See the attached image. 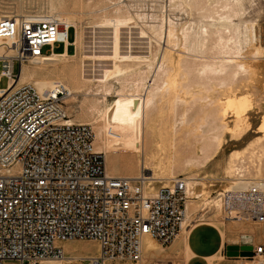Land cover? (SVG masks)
Masks as SVG:
<instances>
[{
    "label": "built area",
    "instance_id": "2783aa9c",
    "mask_svg": "<svg viewBox=\"0 0 264 264\" xmlns=\"http://www.w3.org/2000/svg\"><path fill=\"white\" fill-rule=\"evenodd\" d=\"M76 35L49 13L0 17V79L7 80L0 88V264L62 260L61 243L78 239L98 243V253L80 262L138 263L145 237L167 246L186 218L187 176L154 187L146 170L108 174L91 125L68 121L63 106L72 92L63 82L43 91L14 86L22 65L56 44L74 48ZM230 186L216 195L223 221L264 225V178ZM196 215L190 224L202 221ZM250 252L241 258L264 264V243L251 244Z\"/></svg>",
    "mask_w": 264,
    "mask_h": 264
},
{
    "label": "rangeland",
    "instance_id": "374dc122",
    "mask_svg": "<svg viewBox=\"0 0 264 264\" xmlns=\"http://www.w3.org/2000/svg\"><path fill=\"white\" fill-rule=\"evenodd\" d=\"M192 1H191V3H189L190 2L189 0H55L56 3L61 2L60 3L61 6L58 5V8H57V12L60 13V16H62V17H65V16L74 17L79 22L78 23L79 24L78 25V32L81 34L80 38L83 39V41H84V42L80 41L79 45L75 44L74 48L72 46H70L68 48V50H69L68 52L70 54H75L74 59L73 58L68 59L70 61L69 63H72V65H74V66L76 65V67L80 68L81 61H82L81 56L85 55L84 46L87 44H89L90 46L97 45L98 47L101 45H106V46L109 45L105 49L111 50V48H109V47L112 44L108 43V41H109L108 39H110V38H108V39L104 38L105 40H108L107 43H104V44L103 43L102 44L101 43H95V39L97 41H99V39H100L98 36V33L96 34V38H95L94 33L86 32L87 30L88 31L93 30L94 26L99 25L103 21V17L104 18H106V17L107 18H114V17H117L121 14L126 15L128 11L132 12L135 15L137 14V12H138V14H142V15L144 13V16H142L143 18L141 17V18H139V20L137 19L136 28L134 26L132 29L130 28V30L128 28L122 29V32H121L122 35H120V38H119V41L121 40L119 42V47H120V49L123 47V49H121L122 52H127V48H128V50H130L129 48L132 47L131 50L132 49L138 50L141 48V46L143 47L145 45L144 40H146V39L140 38L139 37L140 35L138 34V32L141 28L140 25L145 24L143 26V28H146L147 24H153L155 22H157V23L161 22L162 24L167 25V20L172 19L175 22H177V30H178L179 35H181V28H182L181 26H188V25L193 24L192 28L197 30L196 28L201 27L199 25L204 26L203 23L207 24L209 22L208 20L212 21L211 17H209V14L213 13L212 15L216 19V17H218V15H219V14H217L218 13L217 11L220 10L219 12H221L220 4L215 2L214 0L204 1V5L207 6V9H206V6H204V5L202 6L201 9H199L200 7L194 6ZM44 2H45V4H44ZM47 2H50V0H48V1L47 0H0V14L9 13V12H12L14 14H19L20 10H21V12H24L25 14H29V13H37V14L41 13L42 14L44 12L51 14L48 10L49 9V7H48L49 3L47 4ZM243 4H244L243 8L245 10L244 11L245 12L244 13V19H246L245 24L244 23L243 24L245 26L248 24L246 27L247 28L249 27V28L246 29V28H244L245 26H243V24H241V26H240L241 28H239L240 33L238 32L239 35H241V36L237 35L238 33L235 34L233 31H228L230 33H228L226 31L223 34V36H225V37L228 36L227 41L229 40L228 41L229 45H231L230 43L233 44L234 40H238V42H239L238 45L240 46V50H242L241 51L242 54L240 55V57L243 58L240 60L251 65V67H252V68H248L249 73H248V71L242 73L243 76L241 75V77L238 78L239 82H237L235 80L232 83L229 80H227L226 83H222L219 81V79L216 81L215 78H218V77H215L214 75L213 76L210 75L211 77H213L212 79L210 78V76H208V79H206L207 78L206 76L203 78H201L199 75H198L199 77L197 76V73H198L197 71L199 70V67H200L197 65H199L203 61L204 62H206V61L210 62V60L211 61L215 60V61H213V63H218L219 61H221V59H228V57H231L230 55L224 56L223 54H220L218 52V51H220V49H219L220 47H219L218 43H217V45L215 43V41H217V36H212L210 38V40L208 42L207 49L203 48L205 53L196 52L193 54L191 53L188 56V55H186L187 53L185 52L186 54L184 56L187 58V60H189L190 66L192 67V69H193V65L195 67L194 71L190 75H188L184 72H183L184 74L182 72L180 74H177L178 73V71H177L178 67H177V62H175V60L177 59L176 61H178V59H179L178 53H181V51H183L182 49H184V45L182 44L183 43L182 41L179 42V44L181 43V46L179 45V48L176 47L177 50L175 53H173V59H172V61L169 62L170 65L168 63V66H173V68H174V70H172V74L174 76L176 74L175 77H178L180 80L182 79V81L179 80V82H181V83L176 88V90L174 91L177 93H174V94H179L180 96L179 95L178 96L180 98L182 97L181 99H183L184 102H185V100L188 101V102L186 101L185 104H184V102L178 104V106L176 107V111L178 113H180V111L183 110L184 108H188L191 112H198L199 107L211 99L213 100V102L216 101V103H217V99L222 100V101H224L225 99L226 100L232 99V98L234 99L235 95L238 98V100L242 99V101L240 100L241 102H243V101L246 102L249 110H247L246 113L241 117L242 120L240 118L241 121L239 119H238V121L236 120L237 118L233 113V108L229 109V110L227 109V111H226L228 113H227L226 119L224 121L227 123V125L230 126V128H233L234 125L240 126L239 130L237 131V134L233 135L231 132L225 133L222 136L223 138H222V145H221L220 150L218 151L216 156L211 161L205 163L204 159L201 158L202 155H201L200 148H201L202 144H200L201 142L199 143V142L194 141L195 138L193 139L192 134L191 135L188 134L189 132L187 131L188 130L187 127H186L187 128L186 130H185V127H180L181 128L180 129L178 126L179 125V123H178L177 124L178 133H176L178 138L175 137L176 136L175 133L172 132L173 127H172V125H169V123L174 124L176 122V120H179V116L170 119L167 117V115H164L165 113L167 114V111H165V110L167 109L168 105L166 102H163V103L159 104V106L164 108L165 113L163 112L161 114L162 116L164 115V117H160L161 115L158 114L157 115L158 117H156L154 119V122L157 119L156 124H157V126H158V124H159V126L161 124L162 127L160 128V130L162 129V132L164 134H165V131H168L170 129V126H171V129H170V132L168 131V136L163 135L164 137L162 138V140L157 139L158 142L156 141V143H158V144H156V147H161L160 150L157 151V153L159 155L157 153H155L157 156L154 154V157L155 156L156 157L154 158L155 160H152L153 164H152V162H151L152 165L150 164V166H152V167L150 170H146L150 173L151 176H158V175H159V177L162 176L161 178L163 180L161 179V182H164V179L170 178V177L175 176V175H185L187 177L194 176V177L198 178V180H197L198 183L189 188V191H191L189 196H191V197L193 196L194 198L188 200L187 222L189 223L197 214L196 216H198L200 218V220H202V221H199L196 223L215 222V223L219 224L218 226H219L220 230H221L220 224H222L223 228L226 231L225 237L228 236L229 233L232 234V237H231L230 243H229L232 245L243 244L241 242L242 241L241 240V235H242L241 233L244 230H242L241 227L243 225L245 226L247 224L245 222H239V221L234 222V223L228 222V221H223V219H222L223 213L220 210V207L218 206L219 203L217 202L218 203L217 206L215 205L216 201L218 199V197L216 195L221 189L229 187L232 184V181H237L238 178L241 179L242 176H239V175H243L242 179L247 178L248 181L252 180V179H256V178H264V137H263L264 136V130L262 128L260 129V127L264 124V0H243ZM65 5L68 7L67 8L68 10L66 9ZM63 6L65 7L66 10L63 9L64 8ZM120 8H121V10H119ZM192 8H193V10H192ZM18 9H19V11H18ZM195 9H199V10L195 11ZM205 9H206L207 13L204 12ZM211 11H213V12H211ZM215 11H216V13H214ZM138 21H140L141 23ZM184 24H186V25H184ZM243 28H244V30H243ZM97 30H100V29H97ZM102 30L105 32L107 30L106 33L108 35L106 33L105 34L101 33V35L104 34L105 37H108L110 35L108 33V31H110L111 29H108V28L105 29L104 28ZM243 31H244V33H243ZM245 33H247L246 34L247 36L245 35ZM84 34L87 37L84 38ZM234 34H235L236 38L234 37ZM69 35L71 36V30L69 31ZM149 35L152 36V33L149 32ZM231 36H233V37H231ZM239 37H240V39H239ZM231 38H233V40ZM88 39H90L89 42L87 41ZM111 40L109 42H111ZM225 40H226V38H225ZM82 43L84 44V46ZM121 44H122V46H121ZM209 44H211V45L209 46ZM128 46H130V47H128ZM161 46H162V49H161V54H162L163 51L165 50V48L167 47V45H166V43L162 42ZM217 46H218V48H217ZM181 47H183V48H181ZM249 48H251V49H249ZM46 49H47V47H45L43 50L45 51ZM196 49L200 50L198 47H196ZM216 49H219V50H216ZM213 50H215V51H213ZM54 51H56L57 53H61V51L63 52L62 45L56 44ZM207 51L208 52L210 51V52L208 53ZM196 54H197V56H196ZM198 54L201 56H199ZM192 55H194V56H192ZM216 56H217V58H216ZM208 57H210L212 59H210ZM234 57H236V55H234ZM198 58H200V59H198ZM206 59H208L209 61ZM191 60H193L192 64H191ZM238 61H239V59H238ZM107 63L110 64V62H107ZM172 63H173V65H172ZM193 63H195V64H193ZM196 63H198V64H196ZM210 63H212V62H210ZM155 64H153L152 70L151 69L147 70L146 73L143 72V74H141L142 71L149 69L147 67H145V68L143 67V70H141L139 72L135 71L134 74L131 73L132 76L131 75L122 76L125 79L124 80L122 78L123 84H121L119 82L115 83L113 85L114 88L112 87V89L114 91H111V95L107 96V97H103L102 95H99V97H97L98 95L94 96V94L96 93L95 89H97V82H92V83L91 82H83V83H81V85H82V88H84L83 89L84 91L83 90L77 91V89H75L74 83L69 81L67 78H64V76L62 77L61 76L62 74H58V75L56 74V75H50V76L48 75V77L49 78L52 77L50 79L54 78L53 79L54 81L55 80H60L62 82L65 81L64 83L68 87L70 86L74 90V92H73L74 94L72 97L75 96V98H71V97L68 98L67 101L65 102L64 106H63L66 113L69 115V118L71 120L90 124L92 129L94 130L93 131L94 133H96L97 129L102 124L105 126V131H106L107 135H111V133H113V131H115V130L118 131L122 128V125L120 123H121V121L123 123L124 120H123V118H120V121H119V120H117L118 118L111 117V115H109V114H111L110 110L107 112L105 120L100 119L101 118L100 115L102 114V112H104L106 108H109V100L108 101L106 99L104 100V98H107V99H108V97H109V99L110 98L116 99L117 97L119 98V95L117 96V94L119 93L118 90H122V89L118 88V86L119 87L123 86V88L125 87L123 89L125 94H129V93L132 94L134 92V90L137 89V84H139V82L141 84V80H142V77L144 76V74H146L145 75L146 77H143L146 84L147 85L151 84V75L153 73ZM27 65H28L27 66L28 68H34L37 66L36 64H27ZM15 72H17V66L15 67ZM59 76H61V77H59ZM138 76L139 77L141 76L140 77L141 79ZM193 76H194V79H193ZM242 77H244L245 79H243ZM135 79H136V81H135ZM209 79H210V81H209ZM6 81H7L6 78L0 79V88L6 87ZM226 84H229V86L227 85L228 86L227 87ZM231 86H233V87H231ZM86 91H87V93H86ZM84 92H85V94H84ZM120 93H121V91H120ZM93 96H94V98H93ZM194 96H196V97H194ZM200 97H204V98H202L203 100ZM236 97H235V100L238 101ZM193 98H196V100ZM197 98H199V99H197ZM96 100L99 103V104H96V106H99V107L97 108L95 106L96 108L95 107L91 108L92 104L94 102H96ZM193 100H195V101H193ZM205 100H207V101H205ZM91 101H93L92 104H91ZM213 102L211 101V105ZM249 104H250V106H249ZM106 105H108V106H106ZM94 109H96V110H94ZM97 109H99V110L97 111ZM83 112L86 113V115H84ZM165 117H167V118H165ZM160 118H162V119H160ZM244 118H246V119H244ZM97 119H99V120H97ZM169 119H170V121H169ZM161 120H162V123H161ZM96 126H98V127H96ZM163 126H165L164 129H166V128H168V129H166L164 131ZM241 127H242V129H241ZM157 130H159V129L157 128ZM166 134H167V132H166ZM186 134L190 135V136H185ZM170 135H171L172 139L174 140V141L172 140L173 142L170 140ZM239 135H240V137H239ZM166 138H167V142L165 141ZM233 138H234V140H233ZM187 140L190 142L194 141V143H196V145L194 143H191L193 146L191 144H189V146L186 145L187 147H185V144L189 143ZM162 141L164 144L167 143L166 149H164L166 146H163ZM183 141H185V144ZM174 142H175V144L177 143V145H176L177 149H175L176 147H174ZM139 143H140V141H139ZM140 144H139V146H140ZM169 144L171 145L172 148L169 147ZM179 145H182V146L184 145L183 146L184 148H182V147L178 148ZM170 148H171V150H170ZM174 149L175 150L179 149V150L175 151ZM164 150H169V152L164 151ZM135 151L136 150L134 149L133 154L135 155L134 156L135 163H134V166H132L133 168H130V169L128 168L129 169L128 170V169H125L123 166L122 167L120 166L119 168L116 169L117 171L116 170L114 171V173L115 172H119V174L125 173V175H127V176L128 175H134L137 173L139 174L140 168H139L138 162H139L141 157H140V155H137L138 151H136V153H135ZM171 152H172V154H171ZM102 153L105 156V153L104 152H102ZM123 153H125L126 155H124ZM175 153H176V156H175ZM121 154H120V156L122 158L126 156L125 157L126 160L125 161L123 160V162H126L127 158L129 159L130 154H127V152L124 150H123V152L121 151ZM170 154H171V157L172 156L174 157V158L172 157L174 159V161L172 158L171 159L169 158ZM152 156H153V154H152ZM152 156H151V159L153 158ZM196 157H198L199 159ZM175 158L177 160H175ZM195 158L197 161L196 165H194L192 167H187L184 165V161L186 159H195ZM200 158H201L202 162H200ZM170 161H172V162L169 163ZM233 161H235V162H233ZM105 162H107L106 158H105ZM178 162H180V163H178ZM230 162H232V163H230ZM159 164H161V165H159ZM107 166H108V162H107ZM235 167H237V168H235ZM106 169H108V168H106ZM128 171H132V172L129 173ZM160 174H161V176H160ZM153 185H154V187H158L160 184L156 182ZM213 199L215 200V202ZM210 205H212V206L210 207ZM203 208H209L211 211L209 212V214L206 213V214L202 215L204 213ZM224 223L226 225H228L227 229H226V226L224 225ZM250 230H252V232H254V231L258 232L259 230H263L262 233L264 234V225H258L256 223H252ZM257 234H259V233H257ZM247 235H249V234H247ZM83 240H92L93 241L94 239H83ZM178 240H180V238H178ZM261 240L264 241V236L261 238ZM79 241H82V240L78 239V240H74V241H70V242H79ZM251 242H253V241H251ZM66 243H69V242H66ZM156 246L158 248L165 247V246L161 247L158 244H156ZM69 247L70 248H69L68 253H72L73 255H79V257H92L98 253V244L96 245L92 242L73 243V244H70ZM235 257H245V256H235ZM142 259L144 260V258H142ZM61 261L62 260H58V261L50 260V261L41 262L40 264H77V263L78 264L79 263L87 264V261L80 262L78 259H73L72 262H70V263L61 262ZM241 261L244 262V264H251V263H248L247 258H241ZM15 263L18 264L17 262H15ZM113 264H119V263H113ZM121 264H140V263L122 262ZM166 264H169V263H166Z\"/></svg>",
    "mask_w": 264,
    "mask_h": 264
},
{
    "label": "bare ground",
    "instance_id": "6f19581e",
    "mask_svg": "<svg viewBox=\"0 0 264 264\" xmlns=\"http://www.w3.org/2000/svg\"><path fill=\"white\" fill-rule=\"evenodd\" d=\"M189 1H190L189 3H191L192 0H189ZM204 1H206V0H193L192 2H193L194 6L200 7L199 9H201L202 6L204 5ZM207 1H209V0H207ZM214 1L220 4L221 12H219L220 10L217 11L218 12L217 14H219V15H218V17H216V19L212 15L213 13L209 14V17H211L212 21L208 20L209 22L207 24L203 23L204 26L199 25L201 27L200 28L198 27L199 29L196 28L197 30L192 28L193 24L188 25V26H181L182 27L181 28V35H179L178 30H177V22H175L172 19L167 20V25H164L161 22H158V23L155 22L153 24H147L146 28H143V26L145 24L140 25L141 28H140L138 34L140 35L139 36L140 38L146 39V40H144L145 45L143 47L141 46V48L138 50H133V49L131 50L132 47L128 46V47H130L129 48L130 50H128V48H127V52H122L121 49H123V47L121 49L119 47V42L121 41V40L119 41V38H120V35H122V33H121L122 29L128 28L130 30V28L132 29L134 26L136 28L137 19L139 20V18L144 16V13L142 15V14H138V12H137V14L135 15L132 12L128 11L126 15L121 14V15L114 17V18H107L105 16L106 18L103 17V21L99 25L94 26L93 30H91V31L85 30V31L89 32V33H94L95 38H96V34L98 33V36L100 39H99V41H97L95 39V43H101V44L103 43L104 44V43H107L108 40L110 41L112 39L111 42L108 41V43L112 44L109 47V48H111V50L108 49L109 50L108 51L105 49L109 45H107V46L101 45L98 47L97 45L90 46L89 44H87L84 46V44L82 43L84 48H85V50H84L85 55L81 56L82 61H81L80 68H78V67H76V65L74 66V65H72V63H69L70 61L68 59L69 58L74 59L75 54H70L68 52L69 46L66 45L65 47H62L63 52H61V53H57L56 51L53 50V52L49 55H44L43 57H38L35 60V62L32 63V64L37 65L34 68H28L27 64L22 65L21 71L19 74V78L14 83V86L17 87V86H20L22 84L29 83V84L34 85L36 87V89H38L39 91H43L45 89L52 87L53 82H54V80H53L54 78L50 79L52 77L49 78L48 75L50 76V75L62 74L61 75L62 77L64 76V78H67L69 81L74 83L75 89H77V91H82L84 89V88H82V85H81V83H83V82H91V83L97 82V89H95L96 93L94 94V96L98 95L97 97H99V95H102L103 97H107V96L111 95V91H114L112 89V87L115 83L119 82V83L123 84L122 83L123 82L122 76L131 75V73L134 74L135 71L139 72V71L143 70V67L149 68V69L142 71L141 74H143V72L146 73L147 70H150V69L152 70L153 64L156 63L154 70H153V73L151 72L152 73L151 84H149V85L146 84V82L144 81V78H143V77H146L145 76L146 74H144V76L142 77V80H141V84L138 81L139 84H137V89H135L132 94H130V93L125 94L123 91V89L125 87L123 88V86H121L119 84L122 88L119 86H118V88H120L122 90H118L119 91V93L117 94V96L119 95V98L117 97L118 99L117 98L116 99H112V98L109 99V97H108V99L104 98V100L105 99L107 101L109 100V108H106L105 111L102 112L101 115L99 114L101 116L100 119L105 120L107 112L110 110L111 114H109V115H111V117L118 118L117 120H119V121H120V118H123V120H124L123 123H122V121L120 123L122 125V128L118 131L112 130L113 133H111L112 132L111 131L110 132L111 135H107V133L105 131V126L102 124L97 129L96 133L93 132L94 133L93 144H94V147L96 146L95 149L105 153V158L108 162V166H107V162H106V168H108L107 169L108 174L115 175L116 172L114 173V171L117 168H119L120 166L121 167L123 166L125 169L133 168L132 166H134V163H135V161H134L135 155L133 154L134 149L136 151H138L137 155H140V157H141L139 162H138L140 171L143 169L144 170H150L151 169L152 166H150V164H151V162L153 164L152 160H155L154 158L157 156L155 153H157V151H159L161 148V147H156V144H158V143H156V141H157V139L162 140V138L165 135L168 136V131L170 132V129H171V126H170V129L168 131H165L168 128L164 129L165 126H163V129L165 131V134H164L162 132V129L160 130V128L162 127L161 124H160V126H159V124H158V126L156 124L157 119L154 122V119L156 117H158L157 115L158 114L161 115L164 112V108L159 106V104H161L163 102H166L168 105L167 109L165 110V111H167V114L164 112L165 113L164 115H167V117L170 119L179 116V120H176L177 123L176 122L174 124L169 123V125H172V127H173L172 132L175 133V135H176V133H178V129H177L178 123H179V125H178L179 128L185 127V130L188 128L187 131L189 133L188 132L187 133L190 135L191 134L193 135V139L195 138V140H194L195 142H199V143L201 142L200 144H202V146L200 148L201 155H202L201 158L204 159L205 163L209 162L216 156V154L220 150L221 145H222V138H223L222 136L225 133H230V132L233 135H235V134H237V131L239 130L240 126L234 125L233 128H230V126H228L227 123L224 121L226 119V116L228 113V112H226L227 109L229 110V109L233 108V113L237 118L236 120L238 121V119L240 120V118L246 113V111L249 110L248 105L246 104L245 101L241 102L242 99H240L241 101L238 100V98L235 95V97L237 98L238 101L235 100V97H234V99L233 98L227 99V100L225 99L224 101L217 99V103H216V101L213 102V100L211 99L208 102H206L205 104L201 105L198 109V112H191L188 108H184L183 110L180 111V113H178L176 111V107L178 106V104L184 102V100L181 99L182 97L181 98L179 97L180 96L179 94H174V93H177L174 91L180 85L181 82H179L180 79L178 77H175L176 74H175V76L172 74V70H174V68H173V66H168V63L170 61H172L173 53L176 52V50H177L176 47L179 48V45L181 46V43L179 44V42L182 41L183 42L182 44L184 45V49H182L183 51H181V53H178L179 54L178 61H176L177 59L175 60V62H177V67H178V69H177L178 73L177 72L176 73L180 74L181 72L182 73L184 72V73L190 75L194 71L195 67L193 65V69H192V67L190 66L189 60H187V58L184 55L187 53L186 55L189 56V54H191V53L193 54L196 52L205 53L204 49H207L208 42H209L210 38L212 36H217V41H215V43H216V45L218 43V45L220 47L219 48L220 51H218V52L220 54H223L224 56L230 55L231 57H228V59H221V61H219L218 63H213V61H215V60H213V61L210 60V62H212V63H210L207 61L204 62L201 59L203 62L202 63L199 62L200 64L197 65V66L201 67V68L199 67L198 71L196 70L198 72L197 76L199 75L201 78L206 76L207 77L206 79H208V76L214 75L215 77H218V78L214 77L216 79V81L219 79L220 82L226 83V81L229 80L230 82L233 83V81H235V80L237 82H239L238 78L241 77L242 73L247 72L249 70L248 68H252L251 65L240 60L243 58L240 57V55L242 54L241 53L242 50H240V46L238 45L239 44L238 40H234V42L232 41L233 44L230 43L231 45H229L228 44L229 40L227 41L228 36L227 37L223 36V34L226 31L227 32L233 31L235 34H237L240 31L239 28H241L240 27L241 24H243V23L245 24L246 19H244V13H245L244 11L245 10L243 8V6H244L243 0H214ZM45 2H44V4H45ZM58 3H56L55 0H50V2H47L48 7H49L48 10L51 14L56 15L61 21L66 22L67 24H71L75 28L76 34H77L75 44L79 45L80 41H83V39L80 38L81 34L78 32V25H79L78 23L79 22L74 17H70V16L62 17V16H60V13L57 12V8L61 2H58ZM204 6H206V5H204ZM65 7H66V9L68 8L66 5H65ZM65 7L63 9H65ZM199 9H195V11L199 10ZM206 9H207V6H206ZM206 9L204 12L207 13ZM119 10H121V8ZM192 10H193V8H192ZM18 11H19V9H18ZM19 12H20L19 14H14L12 12L2 13V14H0V17L3 15L10 17V16H17V15L25 14L24 12H21V10ZM211 12H213V11H211ZM214 13H216V11ZM39 14H41V13H39ZM138 22H140V21H138ZM186 24H184V25H186ZM244 24H243V26H245ZM246 26L244 28L248 29L249 27L247 28ZM104 28L105 29L106 28L111 29L110 31H108V33L111 36L110 35L108 37L104 36V34L107 32V30H106V32L102 30ZM244 28H243V30H244ZM97 29H100V30H97ZM149 32L152 33V36L149 35ZM101 33H104V34L101 35ZM228 33H230V32H228ZM239 33L237 35H239ZM243 33H244V31H243ZM235 34H234V37H235ZM246 34L247 33H245V35ZM239 36H241V35H239ZM85 37H87V36L84 34V38ZM224 37L226 38V40ZM231 37H233V36H231ZM104 38H107V39L110 38V39L105 40ZM231 39L233 40V38H231ZM239 39H240V37H239ZM89 40L90 39H88L87 41L89 42ZM162 42L166 43L167 47L165 46L166 48L163 51V53L161 54V49H162L161 43ZM210 45L211 44H209V46ZM121 46H122V44H121ZM196 47H198L200 50H197ZM181 48H183V47H181ZM217 48H218V46H217ZM219 49H216V50H219ZM249 49H251V48H249ZM0 50H1V47H0ZM213 51H215V50H213ZM234 55H236V57H234ZM192 56H194V55H192ZM196 56H197V54H196ZM199 56H201V55H199ZM208 58H210V57H208ZM216 58H217V56H216ZM198 59H200V58H198ZM210 59H212V58H210ZM238 59H239V61H238ZM206 60H208V59H206ZM192 61L193 60H191V64H192ZM107 62H110V64H108ZM193 64H195V63H193ZM196 64H198V63H196ZM169 65H170V63H169ZM172 65H173V63H172ZM248 73H249V71H248ZM61 76H59V77H61ZM210 78L212 79L213 77L210 76ZM242 78L245 79L244 77H242ZM193 79H194V76H193ZM57 81H60V80H57ZM135 81H136V79H135ZM180 81H182V79ZM209 81H210V79H209ZM227 85L229 86V84H226V86ZM231 87H233V86H231ZM68 88L72 92L71 98H75V96L72 97L74 94L73 93L74 90L70 86ZM87 91H86V93H87ZM120 91H121V93H120ZM84 94H85V92H84ZM94 96H93V98H94ZM194 97H196V96H194ZM200 98L202 99L204 97H200ZM193 99L196 100V98H193ZM197 99H199V98H197ZM97 100H96V102H97ZM195 100H193V101H195ZM186 101L187 100H185L184 104L186 103ZM205 101H207V100H205ZM211 101L213 102L212 105H211ZM92 102L93 101H91V104H92ZM96 102H94L92 104L91 108H94L96 106V104H99L98 102L97 103ZM106 106H108V105H106ZM249 106H250V104H249ZM96 107L98 108L99 106H96ZM94 110H96V109H94ZM98 110L99 109H97V111ZM65 113H66V111H65ZM66 115L69 117V115L67 113H66ZM84 115H86V113H84ZM164 115L163 116L161 115L160 117H164ZM167 117H165V118H167ZM160 119H162V118H160ZM170 119H169V121H170ZM244 119H246V118H244ZM97 120H99V119H97ZM241 120H242V118H241ZM68 121L69 122H76V123H83V122L71 120L70 118L68 119ZM161 123H162V120H161ZM98 126H96V127H98ZM157 128L159 130H157ZM261 128L264 130V124L260 127V129ZM241 129H242V127H241ZM166 132H167V134H166ZM190 135L186 134L185 136H190ZM175 137H177V135ZM239 137H240V135H239ZM170 140L171 141L173 140L171 135H170ZM233 140H234V138H233ZM139 141L141 144L139 143ZM163 141H162L163 146H166L167 143L164 144ZM165 141L167 142V138ZM194 141H191V142L188 141L189 143H187V144H185V141H183V142L185 144V147H187L186 145L189 146V144L194 143ZM139 144H140V146H139ZM194 144L196 145V143H194ZM176 145H177V143L175 144V142H174V147H176ZM183 146L179 145L178 148H180V147L184 148ZM169 147H171L170 144H169ZM166 148H167V146L164 149H166ZM171 148H170V150H171ZM175 149H177V147ZM123 150L126 151L127 154H130L129 159L127 158L126 162H123V160L124 161L126 160V158H125L126 156L123 158L120 156L121 151L123 152ZM178 150H175V151H178ZM136 151H135V153H136ZM164 151L169 152V150H164ZM172 152H171V154H172ZM123 154L126 155L125 153H123ZM152 154H153V156H152ZM154 154L156 155L155 157H154ZM171 154L169 155L170 157L168 156L170 159L173 157V156L171 157ZM151 156L153 157L152 159H151ZM175 156H176V153H175ZM196 158H198V157H196ZM196 158L195 159H186L184 161V165L187 167H192V166L196 165L197 164ZM201 158H200V162H202ZM175 160H177V159L175 158ZM173 161H174V159H173ZM171 162L172 161H170L169 163H171ZM233 162H235V161H233ZM178 163H180V162H178ZM230 163H232V162H230ZM159 165H161V164H159ZM235 168H237V167H235ZM128 172L131 173L132 171H128ZM148 174L150 175L149 172H148ZM137 175H138V173L134 174V175H128V176L129 177H135ZM124 176H127V175H124ZM160 176H161V174H160ZM239 176H242V178H243V175H239ZM161 177H159V175L158 176H151L150 175L149 178L151 179L152 182H154V183L157 182V183L161 184L162 183ZM242 178L241 179L238 178L237 181H232V184L230 187H233L237 184L245 186L247 184L248 180H247V178H245V179H242ZM166 179H168V178H166ZM188 179L189 180L187 183V188H188L187 192H188V196H189V194L191 192V191H189V188L198 183V181H197L198 178L191 176V177H188ZM164 181H166V180L164 179ZM192 198H194V197L189 196V199H192ZM214 202H215V200H214ZM217 202L219 203V200L216 201V204H215L216 206L218 204ZM218 206L220 207V205H218ZM187 211H188V202H187ZM229 222L234 223L237 221H229ZM252 223H254V222L246 223L247 225H245V226L243 225L241 227V229L244 230L241 233L242 234L241 235V240H242L241 242L242 243H248L251 241L256 242L258 239H261L264 236V234L262 233L263 230H259L258 232L257 231L252 232V230H250ZM196 224H198V223H191V224H190V222L188 223L187 222V214H186V218L182 224L181 231L178 233V235L176 237L183 239L185 237V235L188 233V231L191 228H193ZM258 225H261V224H258ZM220 227H221L222 235H223V237H225L226 231L223 228L222 224H220ZM257 233H259V234H257ZM247 234H249V235H247ZM146 239H149V238L146 237L145 239H143V249L145 246L144 250H146V254H148L150 256V255L154 254L155 249L152 246V244L148 245L145 243ZM70 241H74V240H68V241L61 243V245L63 246V249H64V254H65V259H62L61 262L70 263V262H72L73 259L80 258L79 255H73L72 253H68L69 248H70L69 247L70 244L85 243V242H92L96 245L98 244L95 240H93V241L92 240H82L79 242H70ZM66 242H69V243H66ZM186 257H187V255H186ZM213 260H214V258L209 259L210 264H214ZM145 262H146V259H144L138 263L145 264ZM248 263H251V262L248 261ZM79 264H81V263H79ZM241 264H244V262H241Z\"/></svg>",
    "mask_w": 264,
    "mask_h": 264
},
{
    "label": "crops",
    "instance_id": "0c3cea01",
    "mask_svg": "<svg viewBox=\"0 0 264 264\" xmlns=\"http://www.w3.org/2000/svg\"><path fill=\"white\" fill-rule=\"evenodd\" d=\"M115 175L120 174L116 172ZM121 175H125V173ZM218 225L215 222L198 223L188 231L183 239L178 240V237H175L170 244L163 248H158L156 244L161 245L147 237L149 239H146L145 243L152 244L155 252L149 256L146 254L144 246L142 258L146 259L145 264H210L209 259L211 258H214V264H241V257L226 255V246L232 245L229 244L232 234L229 233L228 236L223 237ZM224 225L227 229L228 225L225 223ZM260 243H264V241L258 239L255 243L251 242L253 245ZM5 263L16 264L15 261L3 262V264ZM113 263L121 264L122 262L109 264Z\"/></svg>",
    "mask_w": 264,
    "mask_h": 264
},
{
    "label": "water",
    "instance_id": "95a60500",
    "mask_svg": "<svg viewBox=\"0 0 264 264\" xmlns=\"http://www.w3.org/2000/svg\"><path fill=\"white\" fill-rule=\"evenodd\" d=\"M251 246L246 244L241 245H227L226 255L227 256H245L250 255Z\"/></svg>",
    "mask_w": 264,
    "mask_h": 264
},
{
    "label": "trees",
    "instance_id": "16d2710c",
    "mask_svg": "<svg viewBox=\"0 0 264 264\" xmlns=\"http://www.w3.org/2000/svg\"><path fill=\"white\" fill-rule=\"evenodd\" d=\"M62 52V51H61Z\"/></svg>",
    "mask_w": 264,
    "mask_h": 264
}]
</instances>
